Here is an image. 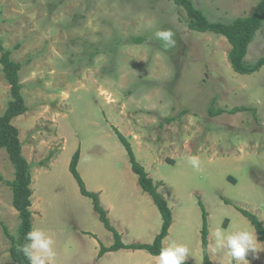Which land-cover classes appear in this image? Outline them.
Returning <instances> with one entry per match:
<instances>
[{
	"label": "rangeland",
	"instance_id": "obj_1",
	"mask_svg": "<svg viewBox=\"0 0 264 264\" xmlns=\"http://www.w3.org/2000/svg\"><path fill=\"white\" fill-rule=\"evenodd\" d=\"M193 1L211 21L230 22L250 14L260 0ZM187 21L174 0H0V42L22 64L28 111L12 123L31 164L33 226L53 235L55 264H158V255L145 249L99 257L114 235L70 170L80 150L78 170L87 189L110 208L108 216L123 241L152 243L163 218L139 185L114 127L132 143L172 209L165 246L183 243L189 248L187 261L203 262L201 200L211 260L237 264L226 250H211V233L223 226L251 230L258 253L246 259L264 264V244L236 208L264 222V67L236 72L227 38L191 30ZM162 29L175 33L174 48L165 50L155 36ZM263 55L264 26L246 60ZM11 88L0 61V116L13 98ZM212 105L250 110L211 116ZM192 155L200 159L199 171L188 163ZM0 176L15 177L4 148ZM2 223L17 235L13 191L0 180V264H18L10 257L12 241Z\"/></svg>",
	"mask_w": 264,
	"mask_h": 264
},
{
	"label": "trees",
	"instance_id": "obj_2",
	"mask_svg": "<svg viewBox=\"0 0 264 264\" xmlns=\"http://www.w3.org/2000/svg\"><path fill=\"white\" fill-rule=\"evenodd\" d=\"M176 4L182 6L188 16V27L191 30L200 32H214L223 35L231 44L228 53L229 61L233 69L241 74H251L257 72L264 67V55L253 62L246 60L248 49L257 31L264 26V0H260L252 12L246 16H239L230 22L211 21L206 14L195 5L193 0H174ZM0 50L2 52L0 61L3 64V70L7 80L12 88V100L9 102L6 110L0 116V149L4 148L8 152L10 161L15 168V177L12 180H5L0 176V180L8 184L13 191V205L19 212L20 225L17 235H13L9 228L2 223L5 235L11 239L10 257L18 264H29L22 252L18 251V245L25 243L26 233L33 227L32 195V171L31 164L23 154V143L20 139V131L12 120L19 115L28 111L26 100L22 94L23 85L20 82L19 71L22 64L11 58V50L5 48L0 42ZM215 102V99L214 101ZM250 110V107L236 106L230 109L214 108L213 105L209 109L211 116H216L223 112L236 113L238 111ZM115 132L125 146L132 170L138 176V182L142 190L148 193L158 209L161 212L163 223L160 232L155 236L152 243H125L120 232L112 225L108 216V210L102 205L98 192L90 191L78 170L80 160V150H77L70 162V170L76 178L80 191L83 195L92 199L93 207L99 214L101 221L105 227L114 235V243L110 246L102 245L99 256L109 251H117L121 249L141 250L145 249L153 255H159L161 247H166L163 243L164 239L169 235L170 228L173 224V212L166 197L160 192V184L150 176L145 167L138 161L132 143L129 139L116 127ZM226 203H232L230 199L224 198ZM202 207L203 226H202V248L203 262L195 263L185 261V264H215L209 256V227L208 213L200 200ZM236 208L240 210L253 224L260 240L264 244V222L253 212L239 205Z\"/></svg>",
	"mask_w": 264,
	"mask_h": 264
},
{
	"label": "clouds",
	"instance_id": "obj_3",
	"mask_svg": "<svg viewBox=\"0 0 264 264\" xmlns=\"http://www.w3.org/2000/svg\"><path fill=\"white\" fill-rule=\"evenodd\" d=\"M155 36L162 42L165 50L174 48L177 44L175 33L170 29L155 32ZM188 163L197 171L200 170V159L196 155L189 156ZM213 237L212 252H224L236 261L237 264H250L246 256L251 252L257 254L256 238L247 228L229 231L218 226L211 233ZM55 240L53 235L41 227L33 226L25 235V243L18 245L29 264H55ZM189 248L183 243L170 241L168 246L161 247L158 255V264H185Z\"/></svg>",
	"mask_w": 264,
	"mask_h": 264
},
{
	"label": "crops",
	"instance_id": "obj_4",
	"mask_svg": "<svg viewBox=\"0 0 264 264\" xmlns=\"http://www.w3.org/2000/svg\"><path fill=\"white\" fill-rule=\"evenodd\" d=\"M161 185V184H160ZM33 202V201H32ZM32 208V207H31ZM109 212H110V208L108 209V214H109ZM172 227V226H171ZM171 231H172V229H170ZM154 236V235H153ZM169 237V235L166 237V238H168ZM165 238V239H166ZM138 243V242H137ZM104 255V254H103ZM103 255L101 256V257H103ZM100 257V256H99Z\"/></svg>",
	"mask_w": 264,
	"mask_h": 264
}]
</instances>
